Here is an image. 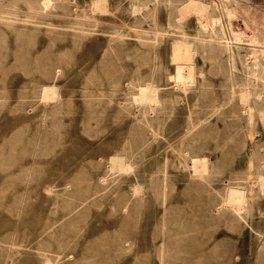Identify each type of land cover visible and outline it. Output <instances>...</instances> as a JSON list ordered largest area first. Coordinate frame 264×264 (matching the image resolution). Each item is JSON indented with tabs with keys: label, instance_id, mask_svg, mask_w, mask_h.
Listing matches in <instances>:
<instances>
[{
	"label": "rangeland",
	"instance_id": "obj_1",
	"mask_svg": "<svg viewBox=\"0 0 264 264\" xmlns=\"http://www.w3.org/2000/svg\"><path fill=\"white\" fill-rule=\"evenodd\" d=\"M76 1L80 8L77 12L91 8L89 0ZM183 1L174 2L178 5ZM197 1L200 8L204 6L208 12L201 13L197 9L196 14L192 13L187 31L197 33L200 20L210 14L222 20L217 31L230 40L235 37L233 35L241 40H236L230 50L219 55L211 54L208 48L201 53L191 44V57L207 80L206 95L195 108L193 99L201 92L199 88L189 94L190 103L184 96L169 102L166 106L169 119L162 126L166 130L160 127V137L155 139L156 135L147 124L145 127L134 124V113L143 109L138 102L130 101L133 114L114 118L113 105L109 101L115 94L110 90L109 78L116 74H121L124 79L141 78L162 60L163 64L173 68L172 49L182 38L183 28L170 26L167 21L163 24L168 36L160 44L164 49L162 58L151 53L145 56L133 52L127 54L125 51L129 47L119 49V45L115 46L113 54L105 56L108 34L89 39L72 36L76 22L73 7L76 5L65 11L58 8L40 12L39 26L34 27L24 18L33 15L27 6L21 3L16 8V0H0V264H128L134 258L133 248H142L143 240H146L143 248L149 250L143 263L158 264L165 259L157 255L153 241L160 244L167 240L170 231L177 229L172 219L163 223L160 219L166 205L178 198V188L184 183L175 167L180 153L171 150L178 137L169 142L165 138L177 134L179 129L182 131L189 106L207 110L214 99L222 101L232 90L244 85L251 52L256 46H264V0H252L250 4L245 0ZM131 2L122 0L120 13L128 15ZM166 15L167 8L161 5L151 20L163 16L165 21ZM144 26L149 24L145 22ZM113 28L102 23L99 29L112 31ZM124 28L134 34L131 27ZM263 58L264 55L260 57L261 62H264ZM52 65L63 67V76L56 81L47 79ZM38 78L42 83H56L62 95V105L48 113L47 118L42 117V112L50 110L54 102L44 104L40 101V87L33 83ZM117 95L122 97L120 92ZM28 107H34V116L25 115ZM30 111L33 112V108ZM212 119L217 120L215 129L220 131L223 121L216 115ZM257 124L254 132L245 130L238 144L239 150L233 156L232 164L236 163L233 168L248 167L254 142L261 144L260 157L264 158L263 119L258 118ZM217 131L209 135L211 142L207 140L209 150L206 148L205 153L215 162L222 157L215 169L226 175L221 155L223 147L218 146H223V139ZM211 136L214 137L211 139ZM157 145L164 150L156 152ZM115 150L121 153L122 161L131 159L135 162L136 172L117 180L111 178L110 198L99 208L92 195L97 189L100 173L106 172L111 164L109 157ZM168 155L169 161L164 159ZM225 179L221 176L218 180L224 183ZM140 181L145 186L141 192L145 191L146 200L137 204L129 224L121 226L122 214L112 213L111 203L118 196L125 201L132 199L133 185ZM161 181L168 186L167 197L157 193L156 186ZM67 184L75 192L60 194ZM117 184L121 187L120 194L114 191ZM200 192L208 196L206 189ZM213 196L209 199H215ZM80 200H85V204H77ZM77 205L84 206L75 216L72 213ZM173 205L179 207V204ZM261 205L264 208V201ZM186 208L190 211L188 204ZM258 212L253 213L255 217L251 214L249 225H237L227 217L203 222L198 231L206 243L200 250L218 246L221 264H257L253 262L259 242L256 229L261 230L264 225V215ZM63 217L66 224L61 226L58 218ZM50 226L53 229H48ZM224 240L228 242L224 244Z\"/></svg>",
	"mask_w": 264,
	"mask_h": 264
},
{
	"label": "bare ground",
	"instance_id": "obj_2",
	"mask_svg": "<svg viewBox=\"0 0 264 264\" xmlns=\"http://www.w3.org/2000/svg\"><path fill=\"white\" fill-rule=\"evenodd\" d=\"M174 1L132 0L131 7L127 10L128 15L120 13L122 0H89L91 8H81L82 12H77L79 6H77L76 0H16V8L21 6V3L27 6L33 15L25 16V20L31 21L35 25L34 27H38L37 18L40 12L54 11L58 8H62L65 11L72 5H76L73 7L76 22L72 29L73 32H71L72 36L79 39H89L90 37L98 38L101 34H108V46L104 50L105 56L113 54L115 46L119 45V49L129 47L126 51L124 50L127 54L133 52L136 55L145 56L151 53L153 56L162 58L164 49L161 48L160 44L168 36L165 35L166 30L162 28L163 24L167 21V23H171L170 26L183 28L181 31L182 38L175 42V46L172 49L173 62L175 63L173 68L166 63L163 64L164 60H162L158 65L153 66L154 68L147 70L141 78L124 79L121 74H116L109 78L111 82L110 90L115 94L109 101L113 105L114 118L121 119L126 114H133L130 101L138 102V106H142L143 109L134 113V124H144L143 127L147 124L150 127V131L156 135L155 139H157L161 134L159 132L160 127L169 119L166 107L169 102L174 101L175 98L181 99L184 96L187 98V103H190L191 96L189 94L194 88H199L201 92L193 99L195 108L201 97L203 98L206 95L207 80L203 77L205 74L200 69L199 64L191 57V44L197 46L201 53L208 48L211 54L216 55L225 50H230L236 40H241L237 35H233L235 37H231L233 40H230L226 35L217 31V25L222 23V20L218 16L210 14L207 15L205 20H200L197 33L187 31L191 21V14H196L197 9L201 13L208 12V8L204 6L200 8L201 5L197 0H184L178 5ZM245 1L248 4L252 2V0ZM161 5L167 8V20L164 21L163 16L151 20L155 11ZM117 12L119 13L117 14ZM104 13L108 15H101ZM18 16L16 13V18ZM145 22L149 24L148 27L144 26ZM102 23L109 24L110 27H114V30H100ZM125 26L131 27V30H134V34L126 32ZM250 55L251 60L249 62L247 60L248 71L244 85L232 90L229 96L222 101L214 99L213 103L208 104L207 110H195L189 106L187 122L184 124L182 131L179 129L177 134L168 139L165 138L169 142L178 137L176 144L171 147V150L173 152L177 150L180 153L179 160L175 161V167L184 183L178 188V198L175 199V202L166 205V209L160 219L161 223L172 219L177 229L170 231L167 240H163L162 243L157 244L153 241L157 255L165 258L161 259L160 264H221L222 262H220V256L218 255L220 248L217 249L218 246L217 248L216 246L213 248V246L212 248L200 250L206 243L203 241V236L199 237L200 231H198V227L200 224L203 222L209 223L211 220L214 221L213 219L219 220L227 217L231 218L237 225H249V217L255 211H259L258 213L262 216L264 215V208L261 205V202L264 201V158L260 157L261 144L254 142V145L251 146L247 168H243V166L239 168L234 166L236 168H233L236 163L232 164L233 156L235 151L239 150L238 144L245 130L248 129L249 132H254L258 118L264 121V99L262 98L264 62L260 61V57L264 55V46L262 48L256 46ZM52 68L53 70L48 73L47 79L56 81L63 76V67L52 65ZM49 69L51 68L49 67ZM201 75L202 78L200 77ZM33 83L40 87L39 98L42 103L54 102V106L50 107V110L42 112V117L47 118L48 113L54 112V108L57 110L58 106L62 105V95L57 90L56 83H42L39 78L35 79ZM119 92L122 94L121 98L117 95ZM208 101L212 100L209 99ZM30 108H33V112L30 111ZM34 110V107H28L25 115H33ZM213 115L223 121V127H221L220 131L215 129L218 122L212 119ZM213 131H217L222 135L223 146L219 144L218 146L223 147L221 148V155L224 159L222 161L225 163L223 167H225L227 172L226 175H222V171L215 169L222 157L215 162L205 153L207 140L210 141L209 135H212ZM214 136H211V139ZM154 150L159 153L164 150V147L157 145ZM207 150L209 149L207 148ZM109 158L111 164L108 165L106 172L100 173L97 179V189L92 195L95 199L94 202L100 205H98L99 208H102L110 198L111 178L117 180L123 175H131L136 172L135 162L131 159L122 161L119 151H116ZM164 159L169 161L171 159L170 155L166 158L164 156ZM101 160L104 159L101 158ZM221 176L226 177L224 183L218 180ZM157 187V193L162 197H167L168 186L165 185V182L161 181L156 186V189ZM142 188L145 189V186L140 181L133 185L132 199L125 201L123 197L118 196L111 203V212L122 214L120 219L121 226L125 227L126 224H129L136 207H138L137 204L146 200V193L145 191L141 192ZM120 189V185L118 186L117 184L114 190L115 193H122ZM203 189H206L208 196H203L205 195L204 193H202L203 195L201 194L200 191ZM72 192L75 191L72 190L71 185L67 184L64 191L60 194ZM142 194H144V198ZM213 194L215 199H209ZM84 202L86 201L80 200L77 204L82 205L85 204ZM173 203L179 204V207H173ZM187 204L190 207V211L186 208ZM80 205L74 206L73 215L77 216L82 212L81 208L84 205ZM58 221L61 226L66 224L64 217L58 218ZM48 229H53V227L50 226ZM256 230L259 242L256 246V251L254 250L253 262L264 264V225L261 230L259 228ZM221 242L223 244V241ZM227 242L224 240V244ZM142 244L144 247L146 240H143ZM143 247L133 248L134 258L128 264H149L143 263L144 258L146 260V256L149 255V250ZM71 257H74V254ZM214 260H217V262L214 263Z\"/></svg>",
	"mask_w": 264,
	"mask_h": 264
},
{
	"label": "crops",
	"instance_id": "obj_3",
	"mask_svg": "<svg viewBox=\"0 0 264 264\" xmlns=\"http://www.w3.org/2000/svg\"><path fill=\"white\" fill-rule=\"evenodd\" d=\"M2 24V23H1Z\"/></svg>",
	"mask_w": 264,
	"mask_h": 264
}]
</instances>
